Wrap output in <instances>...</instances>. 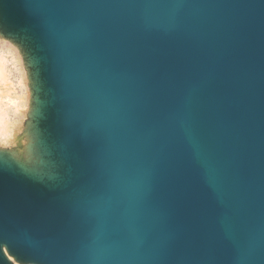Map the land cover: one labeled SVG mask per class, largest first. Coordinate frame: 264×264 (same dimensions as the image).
Segmentation results:
<instances>
[{"label": "water", "instance_id": "95a60500", "mask_svg": "<svg viewBox=\"0 0 264 264\" xmlns=\"http://www.w3.org/2000/svg\"><path fill=\"white\" fill-rule=\"evenodd\" d=\"M5 1L44 44L50 133L78 156L62 191L4 177L10 245L37 264H264V0Z\"/></svg>", "mask_w": 264, "mask_h": 264}, {"label": "bare ground", "instance_id": "6f19581e", "mask_svg": "<svg viewBox=\"0 0 264 264\" xmlns=\"http://www.w3.org/2000/svg\"><path fill=\"white\" fill-rule=\"evenodd\" d=\"M31 29V28H30ZM25 26L11 32L0 27V171L23 177L34 185L62 191L77 175L75 149L53 137L49 123L41 126L53 106L52 92L41 78L48 61L44 44ZM58 121V110L56 120ZM212 188L223 199L219 172L202 137L192 128L185 130ZM226 235L234 240L228 221H223ZM3 252L12 264H20L9 250Z\"/></svg>", "mask_w": 264, "mask_h": 264}, {"label": "rangeland", "instance_id": "374dc122", "mask_svg": "<svg viewBox=\"0 0 264 264\" xmlns=\"http://www.w3.org/2000/svg\"><path fill=\"white\" fill-rule=\"evenodd\" d=\"M26 22L30 23L31 21L27 17L26 12H25V8L22 7L21 4H19L17 1L11 2V1L0 0V27L2 30L16 32V31L20 30V27L22 25L27 24ZM48 53H49V51H48ZM51 72H52V67H50L48 73H51ZM41 78L43 79L44 82H46L47 76H46L45 70H43V69L41 71ZM48 78H49V75H48ZM51 84H52V87L54 90L53 91L54 94L58 97V95H60L58 85L56 84V82L54 80H53V83H51ZM47 86H48V84H47ZM50 95H48V96H50ZM57 104H58V101H57V103L55 102V106H57ZM53 117H54L53 109L51 108L48 118L42 122L41 126H45L48 123H49V125H52ZM48 130L53 132L51 127L48 128ZM9 175L10 174H8V173H2L0 171V189H1V185H4V183H3L4 177L13 178V176H9ZM2 246H5L9 250V252L14 256V259L18 263H20V264H37V262L23 256L18 251V249L12 247L10 245V243L1 234H0V264H12V262L4 254Z\"/></svg>", "mask_w": 264, "mask_h": 264}]
</instances>
